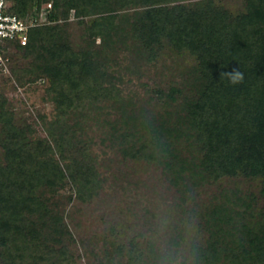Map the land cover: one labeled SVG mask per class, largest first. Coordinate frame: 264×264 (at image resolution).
I'll use <instances>...</instances> for the list:
<instances>
[{
	"label": "trees",
	"instance_id": "16d2710c",
	"mask_svg": "<svg viewBox=\"0 0 264 264\" xmlns=\"http://www.w3.org/2000/svg\"><path fill=\"white\" fill-rule=\"evenodd\" d=\"M10 1L23 18H40L45 4L53 2L49 23L30 30L26 47L12 42L4 55L11 61L14 50L27 56L38 52L23 73L48 78L55 115L46 124L48 138H41L32 127L16 125L7 101L0 103L6 156L0 165V248L6 264H72L66 243L73 237L48 203L65 187L87 201L101 186L91 147L71 120L83 117L92 100L121 95L105 85L104 66L88 48L71 45L66 25L72 16L87 26L85 39L91 41L122 25L127 29L122 42L131 41L141 56L154 57L161 41L188 53L201 83L190 123L202 146V170L215 183H258L260 196L253 193L250 201L264 198V0H245V10L237 15L219 0ZM236 73L241 79L233 83ZM148 155L143 146L128 153L133 159ZM47 194H53L48 203ZM216 207L205 214L207 225L227 224L226 206ZM244 231L220 249L224 257H216L217 263L264 264V213ZM143 257L134 244L127 264H141ZM203 257L208 263L215 258L210 247Z\"/></svg>",
	"mask_w": 264,
	"mask_h": 264
},
{
	"label": "rangeland",
	"instance_id": "374dc122",
	"mask_svg": "<svg viewBox=\"0 0 264 264\" xmlns=\"http://www.w3.org/2000/svg\"><path fill=\"white\" fill-rule=\"evenodd\" d=\"M219 2L233 15L245 10V0ZM86 27L72 16L66 25L71 45L88 48L104 66L105 85L121 96L94 99L83 117L71 120L80 125L96 159L102 181L97 193L83 201L65 187L44 198L48 203L52 196L48 204L73 237L66 241L72 264H127L134 244L144 252L141 264H219L220 249L260 219L264 198L250 201L253 193L260 196L258 183H215L202 170V146L190 123V109L201 93L194 59L166 41L147 58L131 41L122 42L127 34L122 25L92 41L85 39ZM37 53L13 51L9 71H0V103L7 101L16 125L48 138L46 124L55 115L49 80L23 73ZM132 146L146 147L148 159L129 157ZM5 163L0 138V165ZM214 206H226L227 224L207 225L205 214ZM209 247L215 258L208 263L202 258ZM1 250L0 264H6Z\"/></svg>",
	"mask_w": 264,
	"mask_h": 264
},
{
	"label": "built area",
	"instance_id": "2783aa9c",
	"mask_svg": "<svg viewBox=\"0 0 264 264\" xmlns=\"http://www.w3.org/2000/svg\"><path fill=\"white\" fill-rule=\"evenodd\" d=\"M52 8L53 4H47L40 18H23L13 12L10 0H0V71H9L10 58L4 55L5 48L12 42L26 47L30 30L49 23L47 15Z\"/></svg>",
	"mask_w": 264,
	"mask_h": 264
},
{
	"label": "clouds",
	"instance_id": "9594fccd",
	"mask_svg": "<svg viewBox=\"0 0 264 264\" xmlns=\"http://www.w3.org/2000/svg\"><path fill=\"white\" fill-rule=\"evenodd\" d=\"M240 79H241V76H240L239 73H236L235 75L231 76V80H232L233 83L238 82Z\"/></svg>",
	"mask_w": 264,
	"mask_h": 264
}]
</instances>
